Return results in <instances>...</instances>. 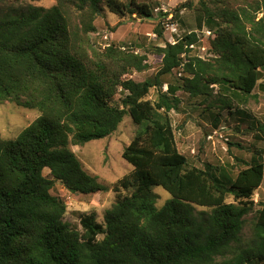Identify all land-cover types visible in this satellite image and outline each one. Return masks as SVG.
<instances>
[{"label": "trees", "instance_id": "1", "mask_svg": "<svg viewBox=\"0 0 264 264\" xmlns=\"http://www.w3.org/2000/svg\"><path fill=\"white\" fill-rule=\"evenodd\" d=\"M104 7L121 18H151L155 9L138 0H57L0 16V101L39 112L16 138L0 136V264H264V202L251 237L241 238L263 176L261 151L234 178L208 164L189 168L168 114L179 108L178 90L209 97L216 86L219 110L232 108L233 99L244 102L257 86L264 92V0H199L210 56L191 53L198 36L189 31L156 47L160 67L142 82L125 75L148 68L145 54L91 45ZM174 69L178 80L162 91V77ZM151 87L157 96L145 99ZM127 113L140 125L122 153L133 170L113 185L117 199L103 221L83 214L76 230L63 220L54 182L71 193L105 188L69 145L110 135ZM154 185L171 195L161 207ZM192 204L210 211L196 213Z\"/></svg>", "mask_w": 264, "mask_h": 264}, {"label": "rangeland", "instance_id": "2", "mask_svg": "<svg viewBox=\"0 0 264 264\" xmlns=\"http://www.w3.org/2000/svg\"><path fill=\"white\" fill-rule=\"evenodd\" d=\"M56 1L0 0V16H16L26 12L30 6L48 8ZM138 1L148 2L155 8L151 18H121L104 7L94 20L95 30L90 33V43L95 49L113 45L147 56L148 68L141 72L133 71L125 75L126 78L136 82L152 78L161 63L156 47L163 46L164 41L171 42L189 31H195L198 36L191 53L203 58L210 56L208 46L211 35L207 33L206 27L201 30L198 27L202 23V13L198 9L199 0ZM182 2L190 7L176 12ZM161 13L166 14L164 19ZM166 24L173 25L175 30L166 27ZM160 25H163L161 37L157 36ZM180 72V69H174L163 76L161 90L165 91L167 83L174 84ZM213 90L214 93L209 97H189L178 90L176 95L181 99L179 108L168 113L176 148L187 158L188 167L203 169L208 164L217 170L226 171L234 178L246 163L251 162L253 156L256 157L255 153L259 150L264 165V132L260 129V126H264V92L257 86L244 102L233 99L232 108L219 110L218 102L215 101L218 97L215 93L217 87L214 86ZM157 91L158 88L151 87L145 99L154 100ZM121 94L118 89L115 98ZM38 115L36 109L15 101H0V136L6 140L16 138ZM139 128L140 125L134 123L131 115L127 113L110 135L82 144L70 143L69 147L80 160L83 169L105 188L89 194L71 193L60 182H54L51 193L59 197L66 206L63 220L76 230L82 231L79 222L81 215L91 214L97 222H102L105 211L116 201L118 192L113 190V185L133 170V165L123 158L122 153ZM42 174L52 179L48 168H43ZM151 190L156 196V207H161L171 198L170 193L160 185L152 186ZM125 193L126 190H120V194ZM249 200L253 203L248 213L243 216L242 241L251 237L258 209L264 202V167L261 183ZM226 201L237 202L232 195H228ZM192 205L196 213L210 211V207Z\"/></svg>", "mask_w": 264, "mask_h": 264}, {"label": "built area", "instance_id": "3", "mask_svg": "<svg viewBox=\"0 0 264 264\" xmlns=\"http://www.w3.org/2000/svg\"><path fill=\"white\" fill-rule=\"evenodd\" d=\"M166 27L170 28L171 30L172 29L175 30V28H174L173 25L169 26V25L166 24ZM207 33H209V32H207ZM175 41H176V39H174L173 41H171V43H175ZM190 47H192V45H190ZM165 90H166V88H165Z\"/></svg>", "mask_w": 264, "mask_h": 264}]
</instances>
